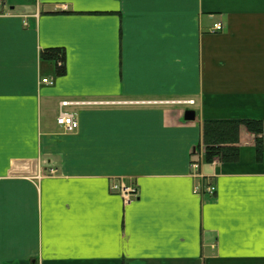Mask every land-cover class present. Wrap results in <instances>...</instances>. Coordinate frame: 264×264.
<instances>
[{
  "label": "crops",
  "instance_id": "1",
  "mask_svg": "<svg viewBox=\"0 0 264 264\" xmlns=\"http://www.w3.org/2000/svg\"><path fill=\"white\" fill-rule=\"evenodd\" d=\"M0 1V264H264V144L202 161L214 196L190 165L203 121L264 124V0Z\"/></svg>",
  "mask_w": 264,
  "mask_h": 264
},
{
  "label": "trees",
  "instance_id": "2",
  "mask_svg": "<svg viewBox=\"0 0 264 264\" xmlns=\"http://www.w3.org/2000/svg\"><path fill=\"white\" fill-rule=\"evenodd\" d=\"M43 61L55 64L56 75L66 73V52L63 48H48L40 53ZM244 127L255 136L257 157L263 156L264 124L256 119H216L202 123V141L204 162L206 164L237 163L240 158V131ZM199 147V146H198ZM197 147V148H198ZM195 148V149H197Z\"/></svg>",
  "mask_w": 264,
  "mask_h": 264
},
{
  "label": "built area",
  "instance_id": "3",
  "mask_svg": "<svg viewBox=\"0 0 264 264\" xmlns=\"http://www.w3.org/2000/svg\"><path fill=\"white\" fill-rule=\"evenodd\" d=\"M223 26L221 23H217L214 25V31H222ZM44 83H48L47 80L43 81ZM193 103V102H189ZM58 125L61 126L65 132H73L78 129L79 124L71 114L61 113L58 118ZM200 155H194L192 157L191 168L193 171V176L197 179H203L200 172ZM112 190L118 192L126 202H131L136 194V189L133 186H127L123 181H119L112 185ZM195 193H207L213 195L216 191V188L211 184H205L203 182L199 183L195 187Z\"/></svg>",
  "mask_w": 264,
  "mask_h": 264
},
{
  "label": "water",
  "instance_id": "4",
  "mask_svg": "<svg viewBox=\"0 0 264 264\" xmlns=\"http://www.w3.org/2000/svg\"><path fill=\"white\" fill-rule=\"evenodd\" d=\"M196 119V112L194 110H187L183 114V120L185 122H193Z\"/></svg>",
  "mask_w": 264,
  "mask_h": 264
}]
</instances>
